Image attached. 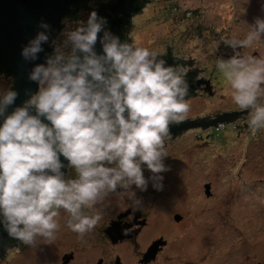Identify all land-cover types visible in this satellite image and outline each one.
Segmentation results:
<instances>
[{
    "label": "clouds",
    "instance_id": "clouds-1",
    "mask_svg": "<svg viewBox=\"0 0 264 264\" xmlns=\"http://www.w3.org/2000/svg\"><path fill=\"white\" fill-rule=\"evenodd\" d=\"M105 23L92 11L86 22L66 28L53 54L27 73L35 93L26 89L29 98L8 114L19 93L0 88V225L24 245L52 242L61 209L67 228L82 235L100 220L90 210L110 194L139 208L134 188L146 191L151 180L162 189L169 125L191 111L185 70L146 47L122 43ZM248 26L244 39L225 41L233 54L215 66L231 101L249 111L255 135L264 129V57L237 49L264 40V19ZM37 27L43 31L20 49L25 62L36 61L49 39L50 26L41 20ZM61 156L74 176L61 171Z\"/></svg>",
    "mask_w": 264,
    "mask_h": 264
},
{
    "label": "rangeland",
    "instance_id": "rangeland-1",
    "mask_svg": "<svg viewBox=\"0 0 264 264\" xmlns=\"http://www.w3.org/2000/svg\"><path fill=\"white\" fill-rule=\"evenodd\" d=\"M90 13L82 10L78 19L62 20L53 48L62 43L66 28L86 22ZM257 18L264 19V0H149L132 16L126 36L133 46L157 54L167 53L168 47L173 55L190 59L187 69H199L196 79L208 80L214 92L201 87L186 99L191 105L188 119L211 116L240 110L215 65L217 58L233 54L225 41L244 39L248 24ZM237 51L264 57V40ZM12 84V76L0 75V88L7 90ZM233 121L225 122L228 127L218 132L193 128L167 140L169 134L164 159L168 170L159 174L162 189H155L151 180L146 191L134 188L150 214L143 239L163 235L169 240V247L153 264H264V129L253 135L246 127L232 128ZM144 172L145 178L152 175L147 169ZM206 183L209 196L204 193ZM122 202L130 204L117 193L98 203L100 220L82 235L67 228V215L60 211L61 227L52 242L25 245L9 254L4 264H55L59 249L74 251L85 264L88 257L91 264L98 256L115 253L130 259L132 247L110 248L102 232L105 223L124 208ZM175 214L182 219L174 221Z\"/></svg>",
    "mask_w": 264,
    "mask_h": 264
},
{
    "label": "water",
    "instance_id": "water-1",
    "mask_svg": "<svg viewBox=\"0 0 264 264\" xmlns=\"http://www.w3.org/2000/svg\"><path fill=\"white\" fill-rule=\"evenodd\" d=\"M77 1L78 0H0V70L13 77V84L10 89L19 93L15 105L9 106L6 114L10 113L14 107L21 106L29 98V95L35 93L37 90V84L27 79V73L34 64H42L45 62L46 57L52 55L51 39L61 30V21L69 14V5L75 4ZM146 2L148 1L114 0L110 6L104 9L101 8L100 12L98 11L97 14L105 18V30L121 39V26L129 24L130 29L132 27V23L130 22L132 16L141 11ZM41 20L50 26L47 31L49 39L42 45L44 51L38 54V59L36 61L25 62L20 56V49L30 39L34 38L38 31H43V29L37 27ZM95 50L98 54L102 52L99 42L96 44ZM167 52L170 53L168 47ZM169 53H167V55H158V57L165 60L168 64L178 66V62L174 60V55L172 54V56H170ZM185 61L188 62V64L191 63L190 59ZM190 70L197 72L199 69L193 68ZM185 80L189 85V94L194 86L189 83L190 80ZM201 80L205 83L208 82V80L205 81V79L203 80L202 78ZM205 83L202 84V87H204V89L208 88L210 93V88L209 86L207 87ZM26 89L29 90V95L25 94ZM238 111L241 113L244 110ZM239 112L214 114L211 115L213 118L208 122H204V119L200 121L184 122L179 125H174L171 128L169 127L170 132L189 130L196 127H209L215 126L217 123L230 122L238 117L240 114ZM32 114H34V110ZM60 159L64 164L61 171L65 173L68 162L62 156ZM204 193L206 196L210 195L209 183L204 185ZM175 219L179 220L180 216L176 215ZM120 230L117 224H112L106 229V233L113 240L116 238L115 236H119L122 232ZM117 232H119L118 235ZM2 238L8 239L10 236L3 228V225H0V257L3 255L4 249L7 246L6 242L2 241Z\"/></svg>",
    "mask_w": 264,
    "mask_h": 264
},
{
    "label": "flooded vegetation",
    "instance_id": "flooded-vegetation-1",
    "mask_svg": "<svg viewBox=\"0 0 264 264\" xmlns=\"http://www.w3.org/2000/svg\"><path fill=\"white\" fill-rule=\"evenodd\" d=\"M114 0H106V1H101V0H78L75 4L69 5V14L65 16L62 20H67L71 21L74 19H78L80 15V11H95L96 13L100 9H104L110 4L113 3ZM149 1V0H146ZM98 15V14H97ZM100 17V16H98ZM103 18V17H102ZM105 20V18H103ZM62 22V21H61ZM62 27V23H61ZM62 29V28H61ZM61 31V30H60ZM59 31V33H60ZM58 33V34H59ZM56 34L53 39L52 43L54 41V38L58 35ZM169 53V52H167ZM167 53H165L167 55ZM162 55V54H158ZM177 60L185 61L186 59H183L181 56H175ZM187 70L188 77H184L185 79L190 80L194 84V88L190 91V93L185 97V99H188L191 97L192 94L196 92L197 89L202 87V84L205 82L202 81L201 79H196L197 72L196 71H191L189 69ZM190 72V73H188ZM190 75V77H189ZM212 83V82H211ZM207 87L209 86L210 92L213 93L214 89H211V87H214L213 84L210 85L207 82L205 83ZM206 88V87H205ZM208 90V88H207ZM209 93V92H208ZM211 95V94H208ZM234 110V109H233ZM220 111L222 112H239V111ZM220 113H215V115H218ZM240 113V112H239ZM243 114H239L237 118H241ZM213 117L211 116H200V117H191L187 118L184 120V122H189V121H200L201 119H204V122H208L212 119ZM236 118V119H237ZM235 119V120H236ZM181 124V123H179ZM179 124H171L169 127H173L174 125H179ZM169 128V129H170ZM198 129H206L207 127H196ZM193 129V128H192ZM208 129H213L215 132H218L220 130H216L215 126H209ZM186 130H181V131H175V132H169L170 138L167 140L173 139L175 136L181 134L182 132H185ZM210 135V133H209ZM74 170H72L69 166H67L65 175L72 177L74 176ZM145 176V172H144ZM117 194L113 193L112 195ZM211 194V191H210ZM141 201V205L139 208L135 205L131 204H124L123 202L120 203L123 205V209H121L118 214L113 218H110L108 222H106L105 226L102 229L104 238L107 240V243H109L110 248H115L116 246H120V249L122 245H125V251L127 248L132 247L133 249V255L130 259H124L120 255V253H115L114 256L108 255L106 258L103 256H98L96 258L95 263L91 264H153L158 260V258L164 254L165 249L169 247V240L168 238L164 237L163 235H157L154 237H151V239H143L144 234L147 232V230L150 228V214L148 213L147 205L145 203V200L142 201V199L139 197ZM113 205V204H112ZM96 210H100V206L96 205L94 209L90 210V212L96 213ZM64 212L62 209L60 210ZM89 211V210H86ZM65 213V212H64ZM67 215V213H65ZM179 214H175L173 216L174 221H180L182 217L180 216V220H176L175 216ZM65 223V222H64ZM112 224H117V227L120 231H122L120 234L117 232V235L115 236V239H111L108 234L106 233V229L109 228ZM149 227V228H148ZM158 228V226H156ZM2 241L6 242V247L4 249L3 255L0 257V263L4 264L6 257L9 254H15L21 251V249L24 248V244H22L20 241L10 237L8 239L2 238ZM157 242V244H156ZM168 261L169 259L166 258ZM87 263H89V257L87 258ZM170 263V262H169ZM55 264H85V259L83 257H79L77 253L74 251H64L62 252L61 249L58 250L56 257H55Z\"/></svg>",
    "mask_w": 264,
    "mask_h": 264
},
{
    "label": "trees",
    "instance_id": "trees-1",
    "mask_svg": "<svg viewBox=\"0 0 264 264\" xmlns=\"http://www.w3.org/2000/svg\"><path fill=\"white\" fill-rule=\"evenodd\" d=\"M118 16V15H117ZM128 30H129V24L128 25H122L121 26V31H120V33H121V35H122V37H121V42L122 43H128V44H131L130 42V39L126 36V34L128 33ZM52 39H53V37H52ZM52 39H51V45H52V48H51V50H52V54H53V43H52ZM169 55L170 56H172V53L170 52L169 53ZM174 60H175V62H178V66H180V67H182L184 70H185V72H186V77H188V74H187V67H188V62H186V61H181V60H177L176 58H174ZM188 73H190V72H188ZM1 74H6V75H10V74H7L6 72H4V71H2V70H0V75ZM11 76V75H10ZM189 77H190V75H189ZM189 83L190 84H192L193 86H194V84L191 82V81H189ZM240 114H243V115H247V118H244V120H246V122H244V124H241L240 126L241 127H246V129H248V132L249 133H251V130L249 129V127H248V118H249V111L247 112L246 110H244L242 113H240ZM242 117V116H241ZM171 125V124H170ZM169 125V126H170ZM248 133V134H249Z\"/></svg>",
    "mask_w": 264,
    "mask_h": 264
},
{
    "label": "built area",
    "instance_id": "built-area-1",
    "mask_svg": "<svg viewBox=\"0 0 264 264\" xmlns=\"http://www.w3.org/2000/svg\"><path fill=\"white\" fill-rule=\"evenodd\" d=\"M242 120H244L243 119V115H242L241 118H237L236 120H234L233 122H231L232 123L231 124L232 128L236 129L237 128V125L239 127L241 124H244V122H246V121L242 122ZM215 127H216V130H223V129H225L228 126L225 124V122H223V123H217L215 125Z\"/></svg>",
    "mask_w": 264,
    "mask_h": 264
}]
</instances>
